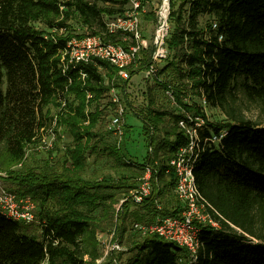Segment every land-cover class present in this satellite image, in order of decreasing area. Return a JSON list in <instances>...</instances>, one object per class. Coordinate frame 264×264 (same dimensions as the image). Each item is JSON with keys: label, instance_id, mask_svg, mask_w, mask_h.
Masks as SVG:
<instances>
[{"label": "trees", "instance_id": "16d2710c", "mask_svg": "<svg viewBox=\"0 0 264 264\" xmlns=\"http://www.w3.org/2000/svg\"><path fill=\"white\" fill-rule=\"evenodd\" d=\"M127 3L0 0V171L16 197L35 202L40 229L39 236L30 234L28 223L0 213V264H264V0H169V57L156 69L145 104L124 108L120 141L100 147L108 133L102 100L111 90L124 91L125 82L107 60L67 62V41L83 34L70 32L67 21L75 17L90 34L121 43V34L109 33L105 20L121 14ZM201 16H207L203 25ZM136 61L138 70L147 67L145 60ZM165 72L172 79H159ZM154 87L170 93L179 111L157 103ZM236 89L256 105L261 120L246 118L232 105ZM189 91L223 110L226 120L209 121L187 100ZM108 103L115 108L112 99ZM127 113L146 140L141 158L132 146ZM185 113L202 122L192 173L218 227L202 226L194 257L156 233L139 232L127 248L109 250L97 263V232L112 233L111 242L121 245L130 206L146 210L147 219L134 217L148 223L159 212L156 203L174 195L169 160L188 143L178 125ZM52 124L71 136L65 159L28 165L27 147ZM88 154H106L129 174L84 178ZM133 168L150 171L151 191L141 203L130 194L138 177ZM181 210L177 198L174 206L161 207L173 216ZM123 252L129 255L122 260Z\"/></svg>", "mask_w": 264, "mask_h": 264}, {"label": "built area", "instance_id": "2783aa9c", "mask_svg": "<svg viewBox=\"0 0 264 264\" xmlns=\"http://www.w3.org/2000/svg\"><path fill=\"white\" fill-rule=\"evenodd\" d=\"M141 4L138 0H128L124 11L112 17H107L105 26L109 33H120L121 43L104 41L100 35L83 33L81 36H72L66 43L63 51L67 62H89L94 58L107 60L117 69L118 78L125 82L124 91L131 81L132 70L136 69L137 61L141 60V53L149 47V61L144 69L147 78L154 76L157 66L165 61L170 54L167 46L169 35V0H162L156 14L158 17L156 27L151 36H144L141 27ZM149 38V42L147 39ZM130 65H133L130 68ZM134 67V68H133ZM116 90H111L112 100L116 103L114 113L111 115V123L115 131L122 133L119 120L125 106L121 105L116 96ZM170 94V93H169ZM171 95V94H170ZM192 114L185 113L178 125L188 138L186 146L179 148L169 160L175 174L174 196L181 203L182 210L177 216L163 214L161 207L156 203L159 212L148 223H135L134 227L141 233H156L163 238L183 246L191 257H194L199 246L200 232L204 225L218 227V223L212 217L210 205L199 193L192 173L194 161V149L198 145L196 127L202 124L199 118L192 122ZM120 128H119V127ZM222 134H220L221 136ZM213 138H216L213 136ZM216 140V139H213ZM151 191L150 171L145 168L137 177L134 189L130 191L131 197L136 203H141L143 198ZM35 203L28 196L16 197L10 190L0 189V213L7 218L29 223L35 217ZM213 210V209H212ZM194 259V258H193Z\"/></svg>", "mask_w": 264, "mask_h": 264}, {"label": "rangeland", "instance_id": "374dc122", "mask_svg": "<svg viewBox=\"0 0 264 264\" xmlns=\"http://www.w3.org/2000/svg\"><path fill=\"white\" fill-rule=\"evenodd\" d=\"M141 4V27L144 31V36H151L153 29L156 27V23L158 20L156 10H158L160 3L162 0H138ZM170 12V9H169ZM207 16L199 17V22L201 25L205 23ZM68 30L75 34H82L88 31L85 27H83L80 22L75 18H71L67 21ZM168 24H169V35L173 28V23L170 15L168 16ZM36 27L45 28L40 23L34 24ZM62 32V31H59ZM149 42V38L147 39ZM149 47L141 53V61L145 60L146 63L149 61ZM166 61H162L158 64L157 68L162 67ZM138 67V64L136 65ZM136 67L131 74V81L128 82L129 86L125 91L116 90L114 91L116 96L119 98L122 106L128 108V103H131L132 106L138 107L145 104V96L146 89L149 85L153 83V77L150 79L144 75L145 70H138ZM134 68V67H133ZM159 79L170 80L172 79V74L169 72H165L159 76ZM152 93L156 99V102L162 105H166L174 108L176 111H179V108L176 107L172 100V96L165 90L154 87ZM233 103L232 105L241 112L246 118L252 120H261V114L254 103L247 99V96L240 90L236 89L233 91ZM113 95L110 93L106 96L102 102L103 105L106 106V110L108 111L107 116V130L108 133L103 142L100 143V147H106L109 145H113L116 142L120 141L119 133L115 131V126L111 123L110 117L114 113V109H111V105L108 103L110 99H112ZM187 100L191 103L194 102L199 105L202 111L205 113L207 119L209 121L221 122L226 120V115L223 110L218 107H209L207 103L204 101L203 97L193 94V92L189 91L187 96ZM56 111L55 107H51V112ZM123 120L120 117L119 126H121V121ZM126 120L133 124V133L132 138L134 142L132 146H136V149L139 151L140 158L145 153L146 149V140L144 138V134L142 133L139 122L135 119V117L129 113H127ZM118 126V127H119ZM120 128V127H119ZM132 143V142H131ZM72 144V139L66 128L63 126L55 127L52 125H46V127L40 131L37 137V141L30 144L25 153V161L30 166H34L37 162L42 163H52L54 161L62 162L65 159L64 148L70 146ZM126 145H129L127 143ZM21 167V165L16 166ZM130 172L139 176L142 173V170H138V168H133ZM121 174H129L128 171L117 169L112 158L106 154L87 155V165L84 173V178L93 179V178H101L103 176H113L118 177ZM14 187L9 184V182L5 179V173L0 171V189L12 190ZM13 192V191H12ZM176 198L173 194L167 195L165 198L161 199L160 207H172L175 205ZM35 203V202H34ZM35 205V214L38 211V207ZM117 208L118 205H115ZM130 214L127 216L125 220V225L127 227V231L125 233V238L121 245H115L111 242L112 233L110 232H97V239L99 241V251L101 253V258L97 260L99 263L103 260L104 256L108 253L109 250H122L129 246L130 240L134 238H138L139 231L134 227L135 223H138L135 216H143L147 219L146 210H142L135 206H130L129 208ZM96 213H99V209L96 210ZM113 229V228H112ZM28 233L39 236L40 229L37 226V220L34 218L33 221L27 224ZM129 255L128 252H123L121 254V259L123 260L125 257Z\"/></svg>", "mask_w": 264, "mask_h": 264}]
</instances>
